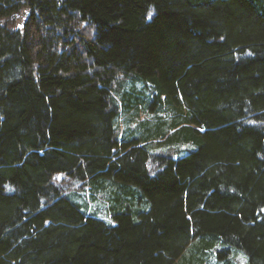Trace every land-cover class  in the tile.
<instances>
[{"label":"trees","instance_id":"16d2710c","mask_svg":"<svg viewBox=\"0 0 264 264\" xmlns=\"http://www.w3.org/2000/svg\"><path fill=\"white\" fill-rule=\"evenodd\" d=\"M238 255L264 264V0H0V264Z\"/></svg>","mask_w":264,"mask_h":264},{"label":"rangeland","instance_id":"374dc122","mask_svg":"<svg viewBox=\"0 0 264 264\" xmlns=\"http://www.w3.org/2000/svg\"><path fill=\"white\" fill-rule=\"evenodd\" d=\"M181 147L185 150L191 151L190 145L184 144V145H181ZM94 217H96L100 220H104V221L109 222V223H113V219H112L111 215L108 213H102L99 209L95 212ZM236 259H237L236 262L238 264H242V262L244 260L243 256H241V255H238L236 257Z\"/></svg>","mask_w":264,"mask_h":264},{"label":"water","instance_id":"95a60500","mask_svg":"<svg viewBox=\"0 0 264 264\" xmlns=\"http://www.w3.org/2000/svg\"><path fill=\"white\" fill-rule=\"evenodd\" d=\"M21 26L19 25L18 28H20Z\"/></svg>","mask_w":264,"mask_h":264}]
</instances>
